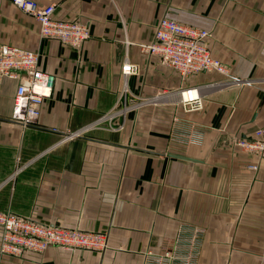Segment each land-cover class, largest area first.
<instances>
[{"label":"crops","instance_id":"1","mask_svg":"<svg viewBox=\"0 0 264 264\" xmlns=\"http://www.w3.org/2000/svg\"><path fill=\"white\" fill-rule=\"evenodd\" d=\"M35 1L90 34L78 47L41 38L33 17L0 0V42L37 51L55 75L36 126L0 120V211L105 232L107 247L51 245L0 264H148L147 250L190 227L203 230L196 264H264V158L235 145L264 128V0ZM163 16L210 31V51L239 83L221 86L214 71L183 78L141 52ZM125 60L138 65L129 98L161 97L128 111L121 129L86 128L118 102ZM16 85L0 80V117ZM185 86L199 87L200 109L182 107Z\"/></svg>","mask_w":264,"mask_h":264},{"label":"built area","instance_id":"2","mask_svg":"<svg viewBox=\"0 0 264 264\" xmlns=\"http://www.w3.org/2000/svg\"><path fill=\"white\" fill-rule=\"evenodd\" d=\"M22 12L33 17L38 23L41 38L54 39L73 47L80 46L89 37V29L77 21L56 19L53 16L55 4H40L35 0H10ZM211 33L205 28L177 21L170 17H161L155 26L153 37L148 43L141 44L140 51L155 55L159 62L174 69L181 77L214 71L223 78L216 81L221 86L239 83L231 76L229 67L209 49L208 39ZM37 51L17 45L0 42V80H17L10 118L19 121L22 126L36 125L42 101L52 93L55 75L41 69ZM138 65L125 60L121 66L123 86L118 102L97 121L86 128L106 125L112 129L124 127L128 111L141 105L157 101L162 94L150 97L133 95L129 98L126 78L137 73ZM176 93L185 110L202 107L198 86H185ZM118 118V121L116 120ZM235 145L264 158V128H257L251 136L239 137ZM18 158V157H17ZM257 168V165H250ZM0 252L19 253L24 249L43 251L50 245L66 250L89 249L103 251L107 247V234L75 228H66L56 224H43L18 216L9 211H0ZM203 230L197 227L180 229L170 246L160 250H147L148 264H196L200 253Z\"/></svg>","mask_w":264,"mask_h":264},{"label":"water","instance_id":"3","mask_svg":"<svg viewBox=\"0 0 264 264\" xmlns=\"http://www.w3.org/2000/svg\"><path fill=\"white\" fill-rule=\"evenodd\" d=\"M0 120H4V121H8V122H11V123H14V124H18V125H21V123L19 121H16V120H13L11 118H3V117H0ZM30 126H36V125H30ZM43 128V127H42ZM48 130H53V129H48ZM54 131V130H53ZM62 135H65V136H70L71 134L69 133H64V132H60ZM78 135V134H77ZM81 137H84V138H88V139H92V137H89V136H85V135H81ZM125 147H128V148H135V149H140V148H137V147H132V146H125ZM140 150H144V151H147V152H152V153H160V154H164L162 152H158V151H152V150H147V149H140ZM166 155L168 156H172V157H178V158H184V159H189V160H192L191 158L187 157V156H184V155H181V154H176V153H166Z\"/></svg>","mask_w":264,"mask_h":264},{"label":"rangeland","instance_id":"4","mask_svg":"<svg viewBox=\"0 0 264 264\" xmlns=\"http://www.w3.org/2000/svg\"><path fill=\"white\" fill-rule=\"evenodd\" d=\"M9 212H11V211H9ZM14 213V212H13ZM15 214H17V213H15ZM18 216H21V217H24V218H28V219H31V220H34V221H37V222H40V223H43V224H51L50 222H43V221H38V220H35V219H32V218H29V217H25V216H22V215H19V214H17ZM52 224H55V223H52ZM56 225H58V224H56ZM58 226H60V225H58ZM0 229H1V231H2V228H1V226H0ZM0 239H1V233H0ZM51 246V245H50ZM49 247V246H48ZM47 247V248H48ZM46 248V249H47ZM45 249V250H46ZM25 251H32V252H43V251H34V250H31V249H24V250H22L21 252H19V253H2V252H0V255H5V256H10V257H17V256H19L20 254H22L23 252H25Z\"/></svg>","mask_w":264,"mask_h":264}]
</instances>
